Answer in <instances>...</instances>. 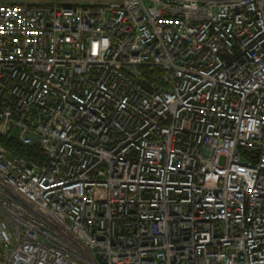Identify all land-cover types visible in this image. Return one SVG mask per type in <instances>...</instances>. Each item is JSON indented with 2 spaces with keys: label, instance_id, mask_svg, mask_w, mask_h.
<instances>
[{
  "label": "built area",
  "instance_id": "2783aa9c",
  "mask_svg": "<svg viewBox=\"0 0 264 264\" xmlns=\"http://www.w3.org/2000/svg\"><path fill=\"white\" fill-rule=\"evenodd\" d=\"M4 135L0 264H264V0H0Z\"/></svg>",
  "mask_w": 264,
  "mask_h": 264
},
{
  "label": "trees",
  "instance_id": "16d2710c",
  "mask_svg": "<svg viewBox=\"0 0 264 264\" xmlns=\"http://www.w3.org/2000/svg\"><path fill=\"white\" fill-rule=\"evenodd\" d=\"M0 140L9 147L11 150H15L22 155H27L31 158L42 160L45 159L44 153L41 151L38 143L25 145L17 140L14 136L4 135L0 136Z\"/></svg>",
  "mask_w": 264,
  "mask_h": 264
},
{
  "label": "rangeland",
  "instance_id": "374dc122",
  "mask_svg": "<svg viewBox=\"0 0 264 264\" xmlns=\"http://www.w3.org/2000/svg\"><path fill=\"white\" fill-rule=\"evenodd\" d=\"M43 1L52 2V3L61 2L65 4H73V3L85 4V0H36V2H43Z\"/></svg>",
  "mask_w": 264,
  "mask_h": 264
},
{
  "label": "bare ground",
  "instance_id": "6f19581e",
  "mask_svg": "<svg viewBox=\"0 0 264 264\" xmlns=\"http://www.w3.org/2000/svg\"><path fill=\"white\" fill-rule=\"evenodd\" d=\"M126 146H127V145L124 143L122 147L125 148Z\"/></svg>",
  "mask_w": 264,
  "mask_h": 264
}]
</instances>
